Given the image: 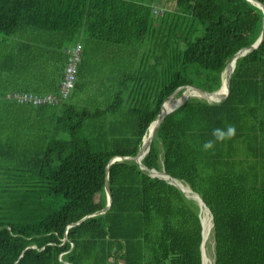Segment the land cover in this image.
<instances>
[{
    "label": "trees",
    "instance_id": "1",
    "mask_svg": "<svg viewBox=\"0 0 264 264\" xmlns=\"http://www.w3.org/2000/svg\"><path fill=\"white\" fill-rule=\"evenodd\" d=\"M175 2L160 34L153 9L129 0H0V264H202L197 202L132 160L109 166L112 203L94 215L109 162L138 154L164 101L193 80L217 91L260 36L262 11L247 0ZM73 41L83 54L67 100L7 98L58 94ZM147 42L134 68L131 48ZM117 53V78L88 86L82 66ZM49 62L58 79L36 78ZM142 164L201 196L214 264H264V40L236 61L227 98L190 97L165 117Z\"/></svg>",
    "mask_w": 264,
    "mask_h": 264
},
{
    "label": "water",
    "instance_id": "2",
    "mask_svg": "<svg viewBox=\"0 0 264 264\" xmlns=\"http://www.w3.org/2000/svg\"><path fill=\"white\" fill-rule=\"evenodd\" d=\"M249 3L257 6L259 9H261L262 14H263V21H262V28H261V33L260 36L258 37V39L249 47L243 48L241 50H239L229 61L226 69L224 70L223 74H224V91H222V85L221 87L214 92H207L205 90H202L196 86L193 85H188V86H184V87H179L177 88L173 94L168 97L164 103L161 106V110L156 118V120L149 126L148 131H149V137L147 142H143L142 146L138 152V154L135 157H115L114 159H112L106 169V184H105V192H106V197H107V205L106 207L95 213L94 215H98V214H102L105 213L107 210H109L111 203H112V195H111V191L108 185V177H109V166L114 163L115 161H123V160H132L134 162H136L137 164L140 165V167L147 171L148 174L151 177H157L163 180L168 181L170 184L174 185L176 188H178L188 199L194 200L197 202L199 208H200V212L202 213L203 211H206L210 214V218H211V222H212V227H213V216L209 210V208L207 207V205L204 203L203 199L201 198V196L197 193H195L187 184H184L182 181L173 178L171 176H169L165 171H156L155 169H147L143 164H142V160L143 158L149 153L150 150V146H151V142L153 140V137L157 131V129L159 128L160 124L163 122V120L165 119V117L173 112L176 108H178L179 106L183 105L188 99L189 96L186 97L183 101H179V103H177L171 110H166L165 109V104L169 101L172 100L178 93L179 91L182 90L181 96L179 98H182L183 94L187 91H193L196 95L194 97H198V98H202L205 101H207L208 103H220L222 100H224L225 98H227L229 91H230V85H231V76L232 73L235 69V65H236V61L247 55L248 53L256 50L259 48V46L262 44L263 40H264V5H262L260 2H258L257 0H247ZM222 74V76H223ZM223 92V93H221ZM178 98V99H179ZM144 139V138H143ZM88 217V216H87ZM87 217H84L83 219H81L79 222H77L76 224H80L81 222H83ZM202 226H203V222ZM70 227V226H69ZM205 238L203 235V230H202V243H201V254H202V264H206L205 260H206V250H205Z\"/></svg>",
    "mask_w": 264,
    "mask_h": 264
},
{
    "label": "rangeland",
    "instance_id": "3",
    "mask_svg": "<svg viewBox=\"0 0 264 264\" xmlns=\"http://www.w3.org/2000/svg\"><path fill=\"white\" fill-rule=\"evenodd\" d=\"M129 1L148 5L153 9L151 14V23L153 26H156V24H158L160 34L161 33L165 34L166 31L164 30H166L169 27V25H171V27L174 26V23H172V19L170 17H168L167 26L165 25V22L163 23V21H165V15H166L165 13H167V11H171V12L177 11L175 0H129ZM154 10H156L157 13H154L153 12ZM75 43L76 41L68 43V47L69 46L72 47ZM153 48H154V43L151 42L144 43L140 47L131 48L132 51H130V53L133 52V55L135 56L136 59L134 68H138L140 66V63L142 62L144 57L149 54L148 53L149 50ZM128 54L129 53H127V55L125 56V62L128 61L127 59ZM111 55L112 52L110 53V56ZM118 56H120L118 53L117 55H113L111 57L112 59L111 65H108L106 63L104 68L103 66H100L97 61L89 62L88 64L82 66V68L86 70L84 74V79H86L85 81L88 82V86L92 84L96 86L99 85L100 87L102 84L107 82V79H116L119 74V69L117 67L119 64L117 61ZM56 74L57 73L55 71L54 64L50 62L47 63V68L44 71L42 70L35 71V77L38 79H58ZM192 82H193V86L196 87L198 86L196 80H193ZM179 97H180L179 94H177L174 97V99H178ZM7 117H8L7 115H4L2 118H7ZM205 250L209 261L208 264H214V240L212 238V230L209 234V239L205 245Z\"/></svg>",
    "mask_w": 264,
    "mask_h": 264
},
{
    "label": "built area",
    "instance_id": "4",
    "mask_svg": "<svg viewBox=\"0 0 264 264\" xmlns=\"http://www.w3.org/2000/svg\"><path fill=\"white\" fill-rule=\"evenodd\" d=\"M153 12L157 13L156 10ZM82 54L83 47L80 43L67 51L66 69L63 79L60 82L58 94L49 93L46 95H36L33 93H14L7 98L15 100L18 103H30L33 105L54 104L67 100L71 96L75 87L78 68L82 60Z\"/></svg>",
    "mask_w": 264,
    "mask_h": 264
},
{
    "label": "bare ground",
    "instance_id": "5",
    "mask_svg": "<svg viewBox=\"0 0 264 264\" xmlns=\"http://www.w3.org/2000/svg\"><path fill=\"white\" fill-rule=\"evenodd\" d=\"M222 79V91H224V74L223 76L221 77ZM223 93V92H221ZM194 97L195 94L192 92V91H187L183 94L182 98H179V99H172V100H169L166 104H165V109L166 110H171L177 103H179V101H183L186 97ZM148 137H149V131L147 132L146 136L144 137L143 139V142H147L148 140ZM142 142V143H143ZM203 235H204V238H205V244L207 243L208 239H209V234L212 230V222H211V218H210V214L206 211H203ZM208 257H207V254H206V260H205V263L208 264Z\"/></svg>",
    "mask_w": 264,
    "mask_h": 264
},
{
    "label": "crops",
    "instance_id": "6",
    "mask_svg": "<svg viewBox=\"0 0 264 264\" xmlns=\"http://www.w3.org/2000/svg\"><path fill=\"white\" fill-rule=\"evenodd\" d=\"M55 85H57V84L55 83ZM52 88H53V87H47V86H44L43 89L47 91V90L52 89ZM46 91H45V92H46Z\"/></svg>",
    "mask_w": 264,
    "mask_h": 264
}]
</instances>
